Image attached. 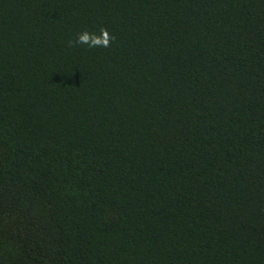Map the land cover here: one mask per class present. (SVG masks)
<instances>
[{"label": "trees", "instance_id": "1", "mask_svg": "<svg viewBox=\"0 0 264 264\" xmlns=\"http://www.w3.org/2000/svg\"><path fill=\"white\" fill-rule=\"evenodd\" d=\"M0 264H264V0H0Z\"/></svg>", "mask_w": 264, "mask_h": 264}, {"label": "clouds", "instance_id": "2", "mask_svg": "<svg viewBox=\"0 0 264 264\" xmlns=\"http://www.w3.org/2000/svg\"><path fill=\"white\" fill-rule=\"evenodd\" d=\"M114 40L115 37L107 29L101 28L99 35L95 32L88 31L78 34L74 43L77 45H86L89 48H109ZM70 46H72V42H70Z\"/></svg>", "mask_w": 264, "mask_h": 264}]
</instances>
